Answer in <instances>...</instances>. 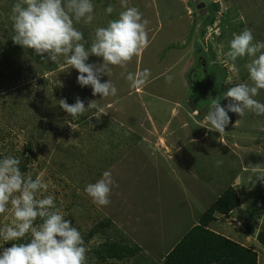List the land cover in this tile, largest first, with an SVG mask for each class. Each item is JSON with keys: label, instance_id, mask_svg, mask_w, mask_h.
I'll use <instances>...</instances> for the list:
<instances>
[{"label": "rangeland", "instance_id": "1", "mask_svg": "<svg viewBox=\"0 0 264 264\" xmlns=\"http://www.w3.org/2000/svg\"><path fill=\"white\" fill-rule=\"evenodd\" d=\"M16 2L0 0V159L14 156L23 173L32 172L33 178L42 174L50 182L44 195L54 196L56 206L81 232L89 249L87 264L164 262L154 250L152 256L139 245L154 234L142 237L144 228L127 225L126 201L113 206L111 198L108 206H98L85 192L124 149L132 150L123 161L127 167L117 166L112 178L120 180L116 190L121 197L127 195L133 214L148 225L146 217H153L154 227H160L155 214L164 211V224L182 231L222 198L209 229L219 231L223 223L225 233L253 250L256 264H264V179L259 178L264 176V116L229 112L231 122L222 135L204 122L213 99L227 108L231 100L224 93L236 83L251 84L247 57L228 64L222 59L233 33L248 28L256 41H264V0H126L150 22L149 45L127 71L149 69L151 76L146 86L132 88L121 75L125 69L114 66L102 82L111 78L118 93L107 98L94 96L91 86L81 87L78 71L63 56L56 63L45 61L14 43L11 9ZM92 2L93 22L75 24L88 44L97 27L125 10L122 0ZM109 5L114 7L111 14L106 12ZM87 63L103 60L90 55ZM167 75L174 77L170 84ZM77 97L86 107L93 100L96 106L73 118L60 100L74 104ZM255 99L264 103V90ZM217 161L222 163L218 166ZM123 170L135 190L126 179L122 182ZM178 171L188 180H180ZM171 174L166 182L165 175ZM13 218L11 211L0 214V227ZM41 222L37 218L34 226ZM30 240V234L20 241L0 239V253Z\"/></svg>", "mask_w": 264, "mask_h": 264}, {"label": "clouds", "instance_id": "2", "mask_svg": "<svg viewBox=\"0 0 264 264\" xmlns=\"http://www.w3.org/2000/svg\"><path fill=\"white\" fill-rule=\"evenodd\" d=\"M122 5L125 10L106 26L97 27L88 44L75 24L93 22L92 0H17L11 9L15 33L12 40L25 49L34 50L45 61L56 63L63 56L65 63L78 71L77 82L81 87L91 86L94 96L114 97L118 89L111 78L102 82L103 76L111 77L114 66L125 69L121 75L132 88L146 86L151 76L149 69L127 71L128 64L149 45L147 26L150 22L143 18L137 7L127 6L126 0H122ZM106 12L113 13L114 7L109 5ZM90 55L102 58L103 63H87ZM245 57L249 60L245 68L251 84L243 82L230 87L224 93L231 100L227 108L213 99L204 118V122L211 125L209 129L221 135L231 122L229 112L241 117L246 112L264 116V103L255 99L260 90H264V41H256L253 31L248 28L239 34L233 33L222 62L235 63ZM173 79L171 75L166 76L169 84ZM228 79L231 82L232 78ZM95 106L93 100L86 107L79 97L74 104L60 100V107L73 118ZM20 163L11 155L0 159V214L11 211L14 217L10 224L0 227V239L20 241L30 234L31 240L4 248L0 253V264H87L89 249L81 232L65 218V213L56 206L54 196L44 195L50 182L45 183L42 174L33 178L32 172L23 173ZM221 163L217 161L218 166ZM259 178L264 179V176ZM113 186L115 181L111 172L105 171L102 178L86 185L85 192L94 204L108 206ZM37 218L42 222L34 226Z\"/></svg>", "mask_w": 264, "mask_h": 264}, {"label": "trees", "instance_id": "3", "mask_svg": "<svg viewBox=\"0 0 264 264\" xmlns=\"http://www.w3.org/2000/svg\"><path fill=\"white\" fill-rule=\"evenodd\" d=\"M218 200L202 214L199 224L191 228L167 254L163 264H256L254 251L207 228L215 219L214 212L220 213ZM226 211L230 212L231 207Z\"/></svg>", "mask_w": 264, "mask_h": 264}, {"label": "crops", "instance_id": "4", "mask_svg": "<svg viewBox=\"0 0 264 264\" xmlns=\"http://www.w3.org/2000/svg\"><path fill=\"white\" fill-rule=\"evenodd\" d=\"M154 144L155 143L153 142V145ZM154 146L158 150L160 149L156 145H154ZM131 151L132 150H130V151H128V152L125 153V149H124V152L121 155L122 157L118 159L120 161L118 162V160H117L115 163L111 164V166L109 165L110 167H108L107 171L111 172V175H112V173L116 171L117 166L119 168H121V169L127 167V165L123 161L128 157V155L130 154ZM107 154L109 155V153H107ZM171 155L172 154H169V156L167 157V160L165 158V161H169L171 159ZM170 169H171L172 172L175 171V168H170ZM173 175L174 174L165 175L166 182L170 181L172 179ZM129 176H130V174L127 173L125 170H123V173L121 175L122 182L126 179L127 182H128V184H129V186L132 189H134L135 188L134 187L135 185L133 184V182H129L131 180V179H129ZM184 176H187V175L183 174V172H181V171H178V177H179L180 180H182V177H184ZM187 180H188V176H187ZM202 182H203V180H201V179H200V181H198V183H202ZM119 184H120V180H117L115 182V186H113V188H112V193L110 195V200L112 198L113 199V203L110 204V205H113L114 206L119 201H121V199L124 200V201H126V203H127L126 205L128 207V210L130 211V214H127L128 219H129L128 222H127V225H128V223H132V224H135L137 226L139 224V227L140 228H144L145 230H143L142 237L143 236H146L148 238L150 235L153 236V234H154L153 238L149 237V241L148 240L147 241H144L143 239L142 240L140 239L141 241H143L142 244L141 243L139 244V241H135V242L138 243L139 245H141L142 248H144V250H146L145 247H147L148 248V252L152 256H154V255L152 254L151 250H154L158 254L157 256H159V258L162 256V260L161 261H164V259L167 256V254L180 242V240L182 239V237L191 228H193L194 226H196V225L199 224V218L205 212V211L202 212L201 215L199 216L198 220H196L195 222H193L192 225L189 228H184L182 231H177V230H173V229L169 228L167 225L164 224V221H163L164 218L163 217L166 216V213L163 211V212H161L159 214H155V216L156 215L158 216V217L156 216L157 218H161L160 219L161 221H158V223L160 224V227L158 225H157V227H154L153 220H151V219H153V217H146V218H149V225H148V223H146V220L139 216L140 214H133L132 213V211L130 210V204L131 203L129 202V200L127 198V195L124 194L122 197L118 195V192H117L116 189L118 188V185ZM217 200H218V198H216L213 203H215ZM211 205H209L206 209H208ZM214 218H215V216H214ZM217 223H219V220L217 221ZM220 224H221V227H220L219 231L211 230V229H209V226L207 228L209 230H211L212 232H214V233H216V234H218L220 236H223V237L229 239L230 241L235 242L236 244H238V245H240V246H242V247H244L246 249L248 248V247H246L245 244L238 242L240 240H237L236 237L233 234H231L230 232H226L225 233L226 228L223 226V223H220ZM155 229H157V230L154 231ZM169 236H173L172 237V240H169V238H170ZM248 249H250V248H248Z\"/></svg>", "mask_w": 264, "mask_h": 264}, {"label": "water", "instance_id": "5", "mask_svg": "<svg viewBox=\"0 0 264 264\" xmlns=\"http://www.w3.org/2000/svg\"><path fill=\"white\" fill-rule=\"evenodd\" d=\"M203 5L202 4H200V7H202Z\"/></svg>", "mask_w": 264, "mask_h": 264}]
</instances>
